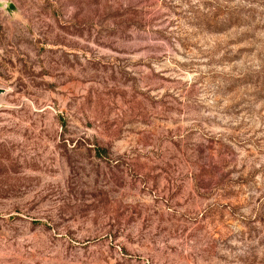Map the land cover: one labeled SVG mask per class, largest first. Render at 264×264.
<instances>
[{"label": "rangeland", "instance_id": "rangeland-1", "mask_svg": "<svg viewBox=\"0 0 264 264\" xmlns=\"http://www.w3.org/2000/svg\"><path fill=\"white\" fill-rule=\"evenodd\" d=\"M0 264H264V0H0Z\"/></svg>", "mask_w": 264, "mask_h": 264}, {"label": "water", "instance_id": "water-1", "mask_svg": "<svg viewBox=\"0 0 264 264\" xmlns=\"http://www.w3.org/2000/svg\"><path fill=\"white\" fill-rule=\"evenodd\" d=\"M3 89L2 88H0V92L2 91Z\"/></svg>", "mask_w": 264, "mask_h": 264}]
</instances>
